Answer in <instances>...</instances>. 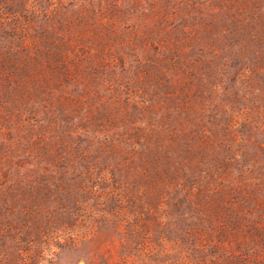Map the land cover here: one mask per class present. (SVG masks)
I'll use <instances>...</instances> for the list:
<instances>
[{
  "label": "rangeland",
  "instance_id": "rangeland-1",
  "mask_svg": "<svg viewBox=\"0 0 264 264\" xmlns=\"http://www.w3.org/2000/svg\"><path fill=\"white\" fill-rule=\"evenodd\" d=\"M0 264H264V0H0Z\"/></svg>",
  "mask_w": 264,
  "mask_h": 264
}]
</instances>
